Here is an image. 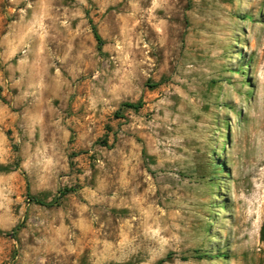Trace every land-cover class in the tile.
Instances as JSON below:
<instances>
[{"label": "rangeland", "instance_id": "374dc122", "mask_svg": "<svg viewBox=\"0 0 264 264\" xmlns=\"http://www.w3.org/2000/svg\"><path fill=\"white\" fill-rule=\"evenodd\" d=\"M0 264H264V0H0Z\"/></svg>", "mask_w": 264, "mask_h": 264}, {"label": "trees", "instance_id": "16d2710c", "mask_svg": "<svg viewBox=\"0 0 264 264\" xmlns=\"http://www.w3.org/2000/svg\"><path fill=\"white\" fill-rule=\"evenodd\" d=\"M93 32H94V35H95V38H96L98 44L101 45V44H102V39H101V37L99 36V34L97 33V31H96L95 28H93ZM125 106L130 107V108H135V109H137V108H140V107L142 106V103L139 102V103L136 104V105H134V104H126ZM66 192H67V191H66ZM34 200H35V202H36L37 204L42 205V206H46L44 202L39 201V200H37V199H34Z\"/></svg>", "mask_w": 264, "mask_h": 264}]
</instances>
